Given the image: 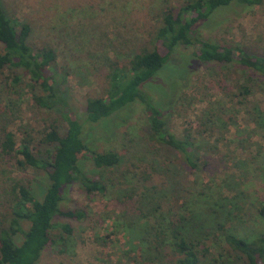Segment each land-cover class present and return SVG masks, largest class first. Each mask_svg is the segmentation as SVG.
Segmentation results:
<instances>
[{"label":"rangeland","instance_id":"rangeland-1","mask_svg":"<svg viewBox=\"0 0 264 264\" xmlns=\"http://www.w3.org/2000/svg\"><path fill=\"white\" fill-rule=\"evenodd\" d=\"M181 1L0 0V5L9 18L30 26L28 41L33 49L46 43L54 50L57 67L67 74L61 85L65 99L72 112L81 116L87 98L105 94L108 64L116 61L125 65L133 54L150 50L155 45L153 36L161 22V11ZM228 13L219 18L216 12L201 22L197 35L219 45H237L264 55V0L240 13ZM191 50L181 47L178 52L187 55ZM188 65L182 58L172 69L158 72L169 95ZM241 86L249 90L246 95L241 93ZM179 89L177 99L166 110L165 127L174 136L193 140L195 167L182 168L178 152L149 137L147 115L138 101L112 130L111 125L91 132L86 127L88 137L94 140L90 146L98 152L114 151L119 162L114 167L96 168L90 159H81L85 174L107 185L106 194H87L77 183L72 184L67 192L69 199L61 208L84 209L86 218L54 217L49 235L61 240L45 246L36 264H170L165 252L156 254L136 239L129 240L124 232L123 226L136 221V217L138 223L142 221L135 199L129 197L134 192L144 196L145 210L153 202L161 204L156 214L163 225L195 214L199 221L206 220L209 230H213L210 225L222 220L239 236H249L256 230L257 203L264 190L259 178L264 170V76L251 73L236 61H208L189 66ZM12 98V113L3 117L18 119L19 123L10 125L16 132L19 127L25 129L23 123L38 130L43 119H57L60 128H65L60 111L47 112L33 106L26 88ZM16 136L19 138L18 133ZM149 163L152 172L146 166ZM145 167L150 174L146 180L141 175ZM41 173L27 170L17 173L16 178L34 191L40 186L36 179ZM200 190L205 194L195 198ZM3 211L0 209V219ZM58 224H67L70 233L63 232ZM21 226L25 228L27 222H21ZM215 246L219 249L212 246V257H206L203 264L225 260L221 250L225 246L220 242ZM232 258V264H240Z\"/></svg>","mask_w":264,"mask_h":264},{"label":"trees","instance_id":"trees-1","mask_svg":"<svg viewBox=\"0 0 264 264\" xmlns=\"http://www.w3.org/2000/svg\"><path fill=\"white\" fill-rule=\"evenodd\" d=\"M261 3L262 0H184L176 6H167L160 13L161 22L153 36L154 47L133 54L125 65L110 62L105 94L87 98L81 116L72 112L65 99L61 85L67 74L57 67L54 50L46 43L33 49L28 41L30 26L9 18L0 5V194L3 195L0 209L4 208L0 219V264H36L45 246L61 240H54L49 235L55 225L54 217L86 218L84 209L61 208V204L69 199L67 192L74 183L87 194H106L107 185L88 177L80 165L81 159H90L96 168L114 167L119 162V155L114 151L93 149L90 145L94 140L88 133L108 125L112 130L118 121L126 118L131 104L136 101L143 105L147 115L149 137L178 152L182 168H194L193 140L174 136L165 127L166 110L177 99L180 83L189 66L208 61H236L251 73L264 76V55L247 52L237 45L213 43L197 35L196 28L216 12L220 18L228 16V12L240 13ZM181 47L192 50L184 55L178 52ZM182 58L189 62L188 69L179 74L177 87L169 95L158 72L172 69ZM5 71L6 76L3 75ZM22 88H26L33 106L47 112L59 110L65 128H60L57 119H43L38 130L29 127L28 123L21 124L24 130L19 127L16 132L11 128L10 125L19 123L18 119L3 116L12 113L10 109L15 104L12 96ZM145 91L152 92L153 96ZM240 91L243 95L249 92L245 86H241ZM86 127L89 132H85ZM146 166L149 171L154 170L151 163ZM27 170L42 172L36 179L40 186L34 191L16 178L17 173ZM146 170L145 167L141 171L144 180L150 178ZM259 178L264 189V170ZM172 191L175 195L174 187ZM195 194L198 198L205 193L200 190ZM262 194L257 203L256 230L249 236L237 235L223 220L210 225L213 230H209L205 228L206 220L199 221L195 214L182 220L177 217L163 225L156 214L161 204L153 202L145 210L144 196L136 192L129 197L135 199L142 221L138 223L136 217V221L123 226L124 232L129 240L136 239L141 246L157 251L156 254L165 252L170 264H203L206 257H212L210 249L216 248L217 242L225 246L221 250L226 258L221 264H232V257L240 264H264V190ZM186 201L181 202L182 207ZM23 221L27 222L25 228L21 226ZM58 226L66 234L71 231L67 224ZM217 254L221 257L222 253Z\"/></svg>","mask_w":264,"mask_h":264}]
</instances>
